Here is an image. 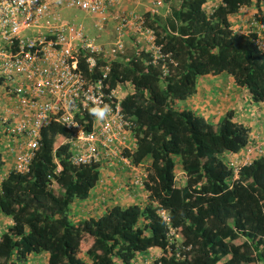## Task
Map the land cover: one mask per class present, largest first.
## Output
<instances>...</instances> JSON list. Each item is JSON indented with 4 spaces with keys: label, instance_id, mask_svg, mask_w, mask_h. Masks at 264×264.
Returning <instances> with one entry per match:
<instances>
[{
    "label": "trees",
    "instance_id": "obj_1",
    "mask_svg": "<svg viewBox=\"0 0 264 264\" xmlns=\"http://www.w3.org/2000/svg\"><path fill=\"white\" fill-rule=\"evenodd\" d=\"M253 1L252 22L264 27L262 0H175L166 19L142 15L169 54V72L163 75L161 64L140 49L112 63L111 79L133 86L123 100L137 139L128 156L136 165L149 159L146 202L113 204L73 222L72 204L90 195L100 170L71 165L68 145L57 143L66 131L52 124L41 130L29 170H10L0 181V212L12 219L0 236V264H23L30 254H45L47 264H87L86 257L91 264H130L153 247L162 251L155 264H264V155L251 156L234 178L229 158L246 149L249 128L232 110L214 123L177 105L195 93L200 77L218 73L230 75L253 101H264L262 35L255 28L235 31L230 20ZM170 229L178 234L175 241ZM85 235L91 244L84 258Z\"/></svg>",
    "mask_w": 264,
    "mask_h": 264
},
{
    "label": "built area",
    "instance_id": "obj_2",
    "mask_svg": "<svg viewBox=\"0 0 264 264\" xmlns=\"http://www.w3.org/2000/svg\"><path fill=\"white\" fill-rule=\"evenodd\" d=\"M118 3L0 0V143L6 142L8 152L14 155L6 173L28 171L40 146L41 130L58 124L66 134H58L57 143L68 145L71 165H98L100 173L107 165L135 167L133 184L143 185L146 170L128 156L137 146L135 123L123 107L133 86L122 79L112 82V63L119 58L128 60L124 42L127 33L134 34L137 51L151 53L150 62L161 64L163 75L169 72V54L155 42V31L142 15L133 10H112ZM64 8L83 11L97 30L112 20L115 37L106 42L89 34L82 22L62 15ZM156 11L153 8L152 12ZM257 42L264 52V38L259 37ZM105 106L107 114L97 118L93 109ZM256 150L261 151L256 146L246 147L244 154L230 156L234 178L239 166L248 164ZM6 173L0 175V181ZM158 214L169 222L164 209ZM169 237L175 241L178 234L170 229ZM181 250L177 249L176 256L183 255Z\"/></svg>",
    "mask_w": 264,
    "mask_h": 264
},
{
    "label": "crops",
    "instance_id": "obj_3",
    "mask_svg": "<svg viewBox=\"0 0 264 264\" xmlns=\"http://www.w3.org/2000/svg\"><path fill=\"white\" fill-rule=\"evenodd\" d=\"M157 1V0H156ZM154 0L152 1V3ZM172 0L165 2L162 0V5L166 6L164 10L166 13L156 11L158 15L166 16L170 12V6ZM164 6V7H165ZM261 9L264 12V0L261 1ZM154 7L146 5L142 0H119V3L112 7L115 11H129L133 10L136 13L143 15L145 12H151ZM256 7L254 1L249 6L240 8L239 12L233 15L230 20L232 22V28L235 31L247 33V31L253 30L256 24L252 22L254 11ZM161 17V19H163ZM109 24H113L112 20H109L101 29L102 33L106 34ZM259 35L264 38V27L259 25L255 28ZM127 38H132L134 41V34H126ZM141 47V46H140ZM137 45V49H138ZM246 98L250 104H256L257 115L252 120L244 119L239 111H237L236 104L240 98ZM242 98V99H243ZM214 101V102H213ZM177 105L181 108L189 109L196 114L204 116L207 120L217 123L220 118L228 111L234 112V120L238 123L243 124L250 130L249 143L247 147L256 146L260 148V152L254 151L251 156L258 154L264 155V116L263 118L259 115L261 112L264 113V101L255 102L251 99L248 92L244 88L238 87L230 75L226 73L209 74L200 77L197 80L196 91L189 98L177 102ZM243 105V103H242ZM235 106V107H234ZM243 109V108H242ZM241 109V110H242ZM259 122V123H258ZM1 159L3 160V167L0 171V175L5 174L12 166L14 155L7 150L6 142L0 143ZM246 150V149H245ZM245 150L241 152V155L245 153ZM141 165V166H140ZM140 168L145 170L147 163L140 164ZM135 167H128L123 164L107 165L103 168L100 173V179L96 186L90 192V195L84 200H76L71 206V218L73 222H79L91 216H99L103 214L106 209L113 205H128V204H143L147 200V194L143 190L142 186L134 185L130 183V174L132 178L135 175ZM128 174V177H124V173ZM178 175L181 177L182 171H178ZM129 181V185H128ZM130 186V187H129ZM122 190V193H117L114 188ZM126 187V188H125ZM131 191L129 192V189ZM117 189V191H118ZM12 223V219L0 212V236L1 233L8 228ZM91 244V237L85 235L82 241V247L80 256L85 258V251ZM162 251L157 248H149L146 252L137 255L136 259L130 264H155L154 260L160 257ZM47 256L45 254H30L23 264H47ZM85 261L87 264H91V260L86 257ZM117 264H123L121 261H117Z\"/></svg>",
    "mask_w": 264,
    "mask_h": 264
},
{
    "label": "rangeland",
    "instance_id": "obj_4",
    "mask_svg": "<svg viewBox=\"0 0 264 264\" xmlns=\"http://www.w3.org/2000/svg\"><path fill=\"white\" fill-rule=\"evenodd\" d=\"M142 1L145 2L146 5H148V6L151 5V7L156 8L161 13H166V11L164 10V8H166V6L164 5L165 6L164 7L162 5V0H160L161 1L160 4H157L156 0H154L153 3H152L153 0H142ZM172 2L175 3V0H172ZM61 13H62L63 16H66L65 18H67V19L69 17V19L75 20L76 22H82L85 25L86 31L89 34L97 35L99 38H103V40L106 41V42H109V41L113 40V38L115 37V31H114V28H113V24H109L108 26H106L107 32H106V34H103L102 30H97L96 28H93V26H91V24H90L91 19L89 17L85 16V13L83 11H81L79 9H76V8H74V9L64 8L61 11ZM161 17L163 18L164 16H161ZM124 42H125V45H126V55L130 56L132 53H134L136 51L137 46L134 43L132 38H127L126 36L124 37ZM242 98H240L237 102H235L237 111H239L240 114H243V116H241L242 118H244V119L246 118V119L252 120V118L255 115H257L256 104L252 105V104H250L248 102V100L246 98H243V99ZM242 103H243V105H242ZM259 115L263 118L264 113L261 112V114H259ZM58 142H59V140H58ZM145 160H147V161H144V163H146V162H147V164L150 163L148 161L149 159H145ZM141 164H143V163H141ZM146 167L147 166H145V168ZM124 177H128V174L126 172L124 173ZM129 179H130V183L133 184L132 174H130ZM128 185H129V181H128ZM53 186H54V188L57 187V186H55V184ZM117 189H118V187L114 188V191L116 190V192L119 193V194L123 192L120 189H118V191H117ZM130 191H131V189H129V192Z\"/></svg>",
    "mask_w": 264,
    "mask_h": 264
},
{
    "label": "clouds",
    "instance_id": "obj_5",
    "mask_svg": "<svg viewBox=\"0 0 264 264\" xmlns=\"http://www.w3.org/2000/svg\"><path fill=\"white\" fill-rule=\"evenodd\" d=\"M107 112H108L107 106H105L104 108L93 109V114L96 115L97 118H99V119H103L105 117V115L107 114Z\"/></svg>",
    "mask_w": 264,
    "mask_h": 264
}]
</instances>
